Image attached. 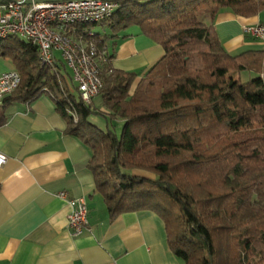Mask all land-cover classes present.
<instances>
[{"label": "trees", "instance_id": "1", "mask_svg": "<svg viewBox=\"0 0 264 264\" xmlns=\"http://www.w3.org/2000/svg\"><path fill=\"white\" fill-rule=\"evenodd\" d=\"M110 1L118 9L101 32L77 25L65 34L106 53L103 88L91 105L79 100L62 60L54 72L29 41L0 40V61L21 77L0 102V128L8 107L48 95L65 134L91 152L95 192L112 221L155 213L182 264H264V52L230 56L214 28L223 10L258 17L264 0ZM133 27L164 51L143 76L112 66L110 47ZM92 115L121 120V136L92 124Z\"/></svg>", "mask_w": 264, "mask_h": 264}, {"label": "crops", "instance_id": "2", "mask_svg": "<svg viewBox=\"0 0 264 264\" xmlns=\"http://www.w3.org/2000/svg\"><path fill=\"white\" fill-rule=\"evenodd\" d=\"M263 23L264 12L241 19L223 10L214 28L225 51L236 57L264 52V41L244 32ZM114 43L110 53L115 70L143 76L164 56L138 27ZM59 54L55 53L61 61ZM9 71L10 63L0 61V75ZM5 115L0 128V153L7 157L0 167V264H182L171 252L165 224L155 213L110 219L88 168L91 152L65 134L66 121L48 95L31 104L12 105ZM62 192L67 200L59 197ZM71 200H84L89 211V227L78 238L68 227Z\"/></svg>", "mask_w": 264, "mask_h": 264}, {"label": "built area", "instance_id": "3", "mask_svg": "<svg viewBox=\"0 0 264 264\" xmlns=\"http://www.w3.org/2000/svg\"><path fill=\"white\" fill-rule=\"evenodd\" d=\"M30 4H27V3ZM118 9L110 0H8L0 4V40L17 36L29 41L39 50L43 67L56 72L60 53L70 70L79 100L91 105L103 88L102 62L106 53H99L94 45L84 44L65 34L77 25L98 26L109 20ZM246 35L264 41V23L244 29ZM21 77L14 71L0 75V102L16 92ZM68 114L77 121V111L68 99ZM7 157L0 153V167ZM63 200L68 196L59 194ZM73 211L69 217V230L75 238L89 227L88 206L84 200H71Z\"/></svg>", "mask_w": 264, "mask_h": 264}, {"label": "rangeland", "instance_id": "4", "mask_svg": "<svg viewBox=\"0 0 264 264\" xmlns=\"http://www.w3.org/2000/svg\"><path fill=\"white\" fill-rule=\"evenodd\" d=\"M5 1H7V0H5ZM95 30L97 32H101L102 31L101 26L96 27ZM60 58L61 57H60V54H59V59ZM247 76H248V78L253 77L252 74H247ZM95 104H96V108H97L96 109L97 113L102 111V109L99 108L100 107V99L99 100L97 99ZM89 121L92 124H94L95 126H97L98 128H100L101 130L105 131V132H108L109 130L113 131L118 137L121 136L122 131H123V127H124V123L121 120L109 121L108 119H106L105 117H103L101 115H92L89 118Z\"/></svg>", "mask_w": 264, "mask_h": 264}, {"label": "water", "instance_id": "5", "mask_svg": "<svg viewBox=\"0 0 264 264\" xmlns=\"http://www.w3.org/2000/svg\"><path fill=\"white\" fill-rule=\"evenodd\" d=\"M27 4H30L29 2Z\"/></svg>", "mask_w": 264, "mask_h": 264}]
</instances>
